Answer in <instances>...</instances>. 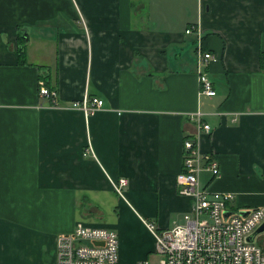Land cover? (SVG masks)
<instances>
[{"label": "crops", "instance_id": "1", "mask_svg": "<svg viewBox=\"0 0 264 264\" xmlns=\"http://www.w3.org/2000/svg\"><path fill=\"white\" fill-rule=\"evenodd\" d=\"M86 97L103 101L87 117L70 109ZM186 139L218 164L201 186L264 208V0H0V264H57L78 222L117 233L119 264L149 260L143 221L167 229L193 207L175 183Z\"/></svg>", "mask_w": 264, "mask_h": 264}, {"label": "built area", "instance_id": "2", "mask_svg": "<svg viewBox=\"0 0 264 264\" xmlns=\"http://www.w3.org/2000/svg\"><path fill=\"white\" fill-rule=\"evenodd\" d=\"M195 32L188 28L186 35ZM195 68L199 83V95L213 98L216 93L208 77V66L216 58L202 50L200 38L195 49ZM40 95L50 98L56 107L57 91L44 83ZM103 101L98 98H84L74 102L70 109L80 110L85 116L101 110ZM204 114L195 112L188 118L197 129L206 133L210 127L203 121ZM204 173L211 180L220 177L217 161L213 154L203 153L198 143L186 139L182 144V170L176 175L177 194L191 199L190 213L183 215L181 223H174L167 229H158L154 223L143 221L145 228L154 239V264H264V248L247 242V238L264 222V208L253 209L246 217L231 211L228 205L235 199L233 193H220L201 186ZM119 199L124 200L125 179L112 184ZM230 214L225 217V214ZM259 236V235H258ZM118 235L109 228L86 226L76 223L72 233L57 238V264H119ZM133 264H152L142 260Z\"/></svg>", "mask_w": 264, "mask_h": 264}, {"label": "water", "instance_id": "3", "mask_svg": "<svg viewBox=\"0 0 264 264\" xmlns=\"http://www.w3.org/2000/svg\"><path fill=\"white\" fill-rule=\"evenodd\" d=\"M239 216L241 217H246L248 215V212H239L237 213ZM230 214H225V217H228ZM264 233V222L261 224V226H259V228L257 230H255V232L253 234H251L248 238H247V242L249 243H254L255 241V237L258 235H261Z\"/></svg>", "mask_w": 264, "mask_h": 264}, {"label": "rangeland", "instance_id": "4", "mask_svg": "<svg viewBox=\"0 0 264 264\" xmlns=\"http://www.w3.org/2000/svg\"><path fill=\"white\" fill-rule=\"evenodd\" d=\"M125 195V194H124ZM145 228V227H144ZM260 237H264V233L263 234H261V235H259V236H257V238H256V244L257 245H259V238ZM149 261H151L152 262V264H154L156 261H157V257L154 255L153 257H150L149 258Z\"/></svg>", "mask_w": 264, "mask_h": 264}, {"label": "trees", "instance_id": "5", "mask_svg": "<svg viewBox=\"0 0 264 264\" xmlns=\"http://www.w3.org/2000/svg\"><path fill=\"white\" fill-rule=\"evenodd\" d=\"M19 38H20V37H19ZM24 39H25V36H21V43H22V46H21V48H22V50H21V55L24 54Z\"/></svg>", "mask_w": 264, "mask_h": 264}]
</instances>
